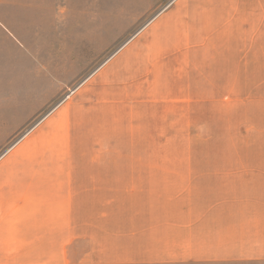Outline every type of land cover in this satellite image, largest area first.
Instances as JSON below:
<instances>
[{"label": "rangeland", "instance_id": "374dc122", "mask_svg": "<svg viewBox=\"0 0 264 264\" xmlns=\"http://www.w3.org/2000/svg\"><path fill=\"white\" fill-rule=\"evenodd\" d=\"M214 2L0 0V175L42 184L71 174L84 235L77 208L88 172L182 173L160 160L264 158V53L234 98L219 100ZM79 242L72 258L84 254Z\"/></svg>", "mask_w": 264, "mask_h": 264}, {"label": "crops", "instance_id": "0c3cea01", "mask_svg": "<svg viewBox=\"0 0 264 264\" xmlns=\"http://www.w3.org/2000/svg\"><path fill=\"white\" fill-rule=\"evenodd\" d=\"M254 53H264V0H215L212 77L219 100H232L250 70L261 68ZM160 161L183 172L86 173L77 208L84 235L77 233L71 174L64 183L42 184L0 175V264H264V158ZM80 239L84 254L72 258Z\"/></svg>", "mask_w": 264, "mask_h": 264}]
</instances>
